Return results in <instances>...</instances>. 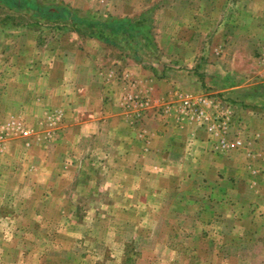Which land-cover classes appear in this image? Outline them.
<instances>
[{"label": "rangeland", "instance_id": "rangeland-1", "mask_svg": "<svg viewBox=\"0 0 264 264\" xmlns=\"http://www.w3.org/2000/svg\"><path fill=\"white\" fill-rule=\"evenodd\" d=\"M45 6L148 42V119L123 117L139 128L82 131L79 89L50 96L40 46L70 21ZM0 50V264H264V0H0ZM167 100L219 159L134 174Z\"/></svg>", "mask_w": 264, "mask_h": 264}, {"label": "crops", "instance_id": "crops-1", "mask_svg": "<svg viewBox=\"0 0 264 264\" xmlns=\"http://www.w3.org/2000/svg\"><path fill=\"white\" fill-rule=\"evenodd\" d=\"M46 7L44 10L48 12L43 13L70 21V24L58 29L53 39L40 46L47 48L48 75L54 81L53 87L58 88L55 90L52 87L50 96L64 98L67 104L66 100L74 95L72 89L76 93L79 89L84 104L76 123L82 131L94 133L109 128H139L140 123L133 124L132 120L127 121L123 117L130 112L132 115L129 114V118L134 115L135 120L148 119V95L153 92L148 85V42L132 37L131 25L117 22L112 26L110 22L113 19H103L97 12L64 9L57 14ZM34 31L39 33L37 29ZM4 57V51L0 50V62L5 61ZM56 71L59 72L58 80L53 76ZM78 78L82 79L80 83ZM134 96V103L139 102L140 106L136 105L135 110L121 108L124 104L133 105L127 98ZM170 101L159 104L164 115H160L154 131L142 141L144 160L133 165L137 167L132 169L134 174L169 175V162L188 159L186 156L190 151H195L200 162L204 154H209L207 149L212 160L219 159L215 150L211 152L213 145L205 139L201 128L194 124H180L174 119L178 114V104H169ZM156 142L160 144L159 148L154 147Z\"/></svg>", "mask_w": 264, "mask_h": 264}, {"label": "built area", "instance_id": "built-area-1", "mask_svg": "<svg viewBox=\"0 0 264 264\" xmlns=\"http://www.w3.org/2000/svg\"><path fill=\"white\" fill-rule=\"evenodd\" d=\"M194 106H195L194 102L191 101L190 97L186 96L185 99H183L180 104V111H182L183 113L185 112L186 114L187 113L191 114V117L198 120L199 123L206 122L209 118V115H207L206 112H204V110L201 109L200 107H194ZM213 126L214 125L211 126L208 125V128L213 129Z\"/></svg>", "mask_w": 264, "mask_h": 264}, {"label": "trees", "instance_id": "trees-1", "mask_svg": "<svg viewBox=\"0 0 264 264\" xmlns=\"http://www.w3.org/2000/svg\"><path fill=\"white\" fill-rule=\"evenodd\" d=\"M64 11V8L63 7H55L54 9H53V11H51V12H57V14L59 13V12H63ZM56 16H58V15H56ZM112 22V21H111ZM110 22V25H116V24H121V25H124V26H126L127 24H128V22H127V20H122V21H120V20H115V22H113V23H111ZM118 22V23H117Z\"/></svg>", "mask_w": 264, "mask_h": 264}]
</instances>
